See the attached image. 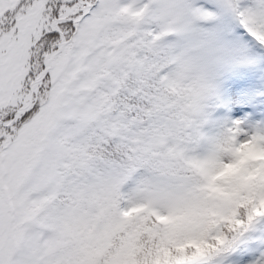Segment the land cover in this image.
I'll list each match as a JSON object with an SVG mask.
<instances>
[{
    "label": "snow or ice",
    "instance_id": "obj_1",
    "mask_svg": "<svg viewBox=\"0 0 264 264\" xmlns=\"http://www.w3.org/2000/svg\"><path fill=\"white\" fill-rule=\"evenodd\" d=\"M141 5L0 0V264H87L60 245L58 231L76 200L116 177L124 179L107 210L120 217L118 233L134 216L155 229L152 205L190 181L178 175L180 158H169L167 170L142 166L145 129L177 127L181 152L199 154L207 141V163L233 176L247 152L264 153V124L247 129L236 120L222 137L207 131L217 74L249 59L221 25L229 18L264 50V0H153L149 14ZM189 41L210 72L197 118L181 121L171 93ZM146 172L158 174L141 181L138 194L123 190L129 176ZM219 199L217 222L173 249L168 264H264V182ZM118 233L94 264H114ZM139 260L161 264L147 249Z\"/></svg>",
    "mask_w": 264,
    "mask_h": 264
},
{
    "label": "trees",
    "instance_id": "obj_2",
    "mask_svg": "<svg viewBox=\"0 0 264 264\" xmlns=\"http://www.w3.org/2000/svg\"><path fill=\"white\" fill-rule=\"evenodd\" d=\"M204 3L205 0H200ZM223 38L244 49L248 54L247 62L232 64L222 69L216 80H221L225 85L245 84L247 81L256 89L264 91V50L255 47L254 42L241 34L234 21L226 18L221 25ZM210 121L207 131H211L212 123L220 108L217 100L210 105ZM178 128L161 124L143 132V142L140 145L143 153L149 157L143 167L151 171L153 168L167 170L169 158H180L182 152L176 144ZM195 156L184 162L181 169L184 175L181 179L190 181L179 186L194 189L203 198V201L194 200L183 205H169L161 209L163 219H158L152 212L149 219L157 226L149 228L147 220L137 217L124 218L128 221L127 228L118 233L120 217L110 213L107 209L115 207V185L124 177H116L108 187L94 190L90 196L76 200L71 206L63 224L65 230L58 239L61 246L83 257L87 264H94L95 260L103 256L116 243L117 233L122 239L119 241L118 254L114 264H141L139 256L149 250L155 252L161 264H168L173 249L186 246L189 238L214 225L220 214L222 200L219 197L227 196L232 191H255L264 182V169L262 160L246 153L240 173L233 176L231 169H225L209 180H204L198 169ZM252 169V174H249ZM241 177L245 179L241 180ZM134 176L127 178L128 186ZM140 215H143L141 213ZM147 241V243H145Z\"/></svg>",
    "mask_w": 264,
    "mask_h": 264
},
{
    "label": "rangeland",
    "instance_id": "obj_3",
    "mask_svg": "<svg viewBox=\"0 0 264 264\" xmlns=\"http://www.w3.org/2000/svg\"><path fill=\"white\" fill-rule=\"evenodd\" d=\"M220 73L221 72L217 75H220ZM216 85L217 88H220L223 92L221 94L222 112L216 115L215 121L212 123L210 134L220 132L236 120L242 121L243 126L247 129H252L259 124H264V91L256 89L255 86L247 81L245 84H230L226 87L222 82L216 80ZM247 153L251 156H260L263 159L262 164H264V153ZM197 163L199 170H201L206 179L210 175L213 176L220 172L218 169L211 167L207 163V158L204 156H199ZM202 199L200 194H197L194 189H188L187 187L178 185L176 190L170 192L155 203H157L161 209H166V206L169 205H183L194 200L203 201ZM64 230L65 224H63L62 227L63 232ZM62 231H58L57 238L61 237Z\"/></svg>",
    "mask_w": 264,
    "mask_h": 264
},
{
    "label": "clouds",
    "instance_id": "obj_4",
    "mask_svg": "<svg viewBox=\"0 0 264 264\" xmlns=\"http://www.w3.org/2000/svg\"><path fill=\"white\" fill-rule=\"evenodd\" d=\"M153 0H142L141 8L145 14H149L153 9ZM182 79L178 83V86L174 92L171 93L173 103L176 108V113L179 120L187 119L188 121L195 120L197 118L195 105L198 102V94L202 82L207 77L210 72V68L206 63L200 58V54L197 51L194 42L189 41L187 44V52L185 56V63L180 69ZM227 132V127L216 134H211L213 137H222ZM179 136V129L177 132V137ZM207 141L205 142V147L201 149L199 154L192 153L191 151H182V156L180 157L182 164L178 175H184L181 170L184 167V162L195 156H202L204 151L208 147ZM158 173L146 172L139 176H136L134 182L130 183L128 186V191L132 194H138L140 191V182L148 181L153 175ZM167 179V178H166Z\"/></svg>",
    "mask_w": 264,
    "mask_h": 264
}]
</instances>
